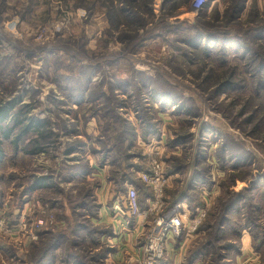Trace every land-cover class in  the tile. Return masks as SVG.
Returning a JSON list of instances; mask_svg holds the SVG:
<instances>
[{
  "label": "rangeland",
  "instance_id": "374dc122",
  "mask_svg": "<svg viewBox=\"0 0 264 264\" xmlns=\"http://www.w3.org/2000/svg\"><path fill=\"white\" fill-rule=\"evenodd\" d=\"M102 1L0 0V104H16L2 126L21 120L9 128L12 138L0 136V264H38L52 242L45 231L64 236L51 264H264V38L250 34L264 23V0H244L234 21L225 18L231 0L206 4L220 36L233 39L224 51L221 42L212 51L188 45L202 10L193 0H151L153 15L130 43L120 41L122 28L109 24ZM108 83L118 86L110 92ZM99 91L126 128L104 132L108 118L92 116L103 97L90 94ZM30 118L50 122L52 137L37 153V133L21 132ZM107 136L123 141L119 151L104 147ZM153 160L166 179L159 200L141 179ZM39 177L47 186L35 187ZM255 179L259 188L249 190ZM129 187L140 213L126 219ZM233 192L245 197L240 212L219 223ZM113 203L122 209L115 225L103 217H114ZM172 210L186 228L150 262L144 245ZM129 230L132 241L122 243Z\"/></svg>",
  "mask_w": 264,
  "mask_h": 264
},
{
  "label": "trees",
  "instance_id": "16d2710c",
  "mask_svg": "<svg viewBox=\"0 0 264 264\" xmlns=\"http://www.w3.org/2000/svg\"><path fill=\"white\" fill-rule=\"evenodd\" d=\"M119 6L120 8L117 10V8L115 7L114 4V0H103L102 4L103 5H108V12L107 15L109 16L108 21L110 25H114L115 27H117L118 25L121 26L122 30H119V35H120V41L122 42H132L133 39H135L138 36V31L136 32V30H138V28H145L146 24H147V20L148 18L151 19L152 15H153V11H152V7L150 8V1L151 0H119ZM207 7L204 6L202 7V10L198 13V16L196 18L197 22L192 26V28L194 29V34L191 37V39L187 40L188 45L194 46L195 48H199L202 51L211 49L214 50L213 45H217L219 42H221V47L224 51V46H228V45H233L234 43L228 41V40H233L231 38H227V37H221L220 35V28L215 24L212 23L210 21V19H207V14L205 13V8ZM79 8V7H78ZM93 8V5H91V9ZM244 8V0H231L230 6L228 8L227 13L225 14V18L231 21H234L237 17L239 12H241ZM90 9V8H88ZM117 10V11H116ZM115 12H118V20L115 18ZM213 15H215V17H218V13L217 10L214 8L213 9ZM257 16V15H256ZM121 18V19H120ZM120 19V20H119ZM251 19V18H250ZM230 21V22H231ZM252 21V19H251ZM261 22H264V19L259 20ZM259 21H252V22H259ZM160 24V23H157ZM164 25H161L163 27H166V23H163ZM209 25L210 30L206 31L204 30V26L205 25ZM110 27V26H109ZM154 28V27H153ZM252 33H250L253 37V40H260L262 38H264V23H260V24H255L252 27ZM204 41V42H203ZM202 43H206L208 45L206 46H202ZM249 50V49H248ZM95 54V53H94ZM259 68L260 69H264V61H261L259 64ZM95 72V71H94ZM145 82L142 81L143 85L146 86L150 85L152 83V81H149L147 79V76L144 77ZM97 87H101L103 85V83L101 81H99L97 84ZM118 85L116 84H112V83H108L107 88L110 90V92H112L114 89L117 88ZM88 90V89H86ZM85 91H83V89H78L77 93H76V97H83ZM154 93L157 94L158 91L154 90ZM92 93L90 94V97H103L102 102L98 103L99 109H96L95 111L92 112V116H96L98 118H102V116H105V118H108L107 121V127L105 128L104 132H108L110 129H113L114 132H117L119 127H123L126 128V123L123 122V126L120 125V117H118V112H117V107L115 108L112 100L104 97V94L102 93V91H99V93L97 95H92ZM91 99L89 101H96V100H100V99ZM160 99H162L160 97ZM171 100V99H170ZM171 102V101H169ZM15 102L13 101H9L7 103H3L0 104V136H3L4 138H12V133H11V127H13V123L19 125L20 121L18 117H16V119L12 120L10 125L7 126H2V122L6 121L7 118L10 117V115L14 116L15 112H14V107H15ZM99 111V112H98ZM102 111V113H100ZM100 113V114H99ZM28 123H25L23 129H22V135H26L29 134L31 132L37 133V137L35 135L34 138L30 139L32 140L33 143V148L31 150V153H37L38 151H42L44 150V146L42 144H44L43 142H45L48 139H51L52 137V133H51V129L49 130L47 127L48 123L50 125V122L42 120V119H33L30 118L28 120ZM116 123V126L113 123ZM149 124L146 125L145 129H149ZM47 127V128H46ZM20 132V131H19ZM18 132V133H19ZM125 132V129H124ZM152 132V131H151ZM16 134V136L13 137V143H18L21 138L22 135ZM145 135V132H143ZM156 132L150 133L151 134H155ZM106 135V133H105ZM104 135V136H105ZM114 137V138H113ZM107 138L109 140H111L108 144H104V147H107L109 149L107 150H114L117 149L119 151V149H121L122 145L119 144H123L121 143L122 140H120V142L118 143V137L117 136H107ZM51 141V140H50ZM123 142V141H122ZM2 139L0 138V158H1V154H2ZM35 145V146H34ZM123 149V148H122ZM228 151L224 150V153H227ZM232 156V155H230ZM234 158V157H233ZM125 179L122 180V182H124ZM254 182V181H253ZM251 182L250 185H252L253 187L250 188L249 190H254L255 188H259L258 184L261 182L260 180H256L255 179V183ZM36 186H47L46 183L44 182V178L39 177L35 180V187ZM232 199H230L224 206V210H221V216L219 218V220H217L219 223L223 220L225 221V219H227V214L232 213L231 210H235L240 212V210L237 208V204L238 202L243 201V199L245 198L243 196V194H237L234 193L231 195ZM235 206V207H234ZM254 207H252V213H254ZM255 215V214H254ZM223 217V219H222ZM222 219V220H221ZM256 221V217L254 216L253 218H251L250 221H248L247 225H245V228H248L251 230L253 224H255ZM222 221V222H223ZM218 224V223H217ZM262 227V226H261ZM253 230V234H256V232ZM53 232L50 231H45L43 233L42 236H46V240H48L46 243H49V241L51 240L52 242H50L49 244H47L44 249L41 250V252L39 253L36 261L38 260V264L39 263H43V264H51L54 261V254L51 253L52 250H55L57 248L60 247L61 245V240L62 238H64V236L62 235V233H56L55 236H53L52 234ZM260 240H264V238H260ZM258 247V246H257ZM261 250V247H258ZM104 254V253H102Z\"/></svg>",
  "mask_w": 264,
  "mask_h": 264
},
{
  "label": "built area",
  "instance_id": "2783aa9c",
  "mask_svg": "<svg viewBox=\"0 0 264 264\" xmlns=\"http://www.w3.org/2000/svg\"><path fill=\"white\" fill-rule=\"evenodd\" d=\"M211 0H193V7L196 10L204 7ZM141 179L145 185H147L155 197V200H159L163 191L166 179L163 175L162 164L153 160L151 167L142 173ZM126 213L129 216L138 215L139 212V202L137 199V191L134 187H129L126 192L125 199ZM205 210L199 209L195 216L190 220L191 228L194 229L195 226L201 221L205 216ZM186 228L185 221L182 214L172 210L164 216L157 219L155 226L152 228L153 234L148 238L144 245V251L150 262H153L161 256L163 244L166 243L170 238H176L183 234Z\"/></svg>",
  "mask_w": 264,
  "mask_h": 264
},
{
  "label": "crops",
  "instance_id": "0c3cea01",
  "mask_svg": "<svg viewBox=\"0 0 264 264\" xmlns=\"http://www.w3.org/2000/svg\"><path fill=\"white\" fill-rule=\"evenodd\" d=\"M113 210H114V212H115V215H114V217H108V215H110L109 213H108V211H104V213H103V217L105 218L104 220H113V224L115 225V221H117L116 220V217H117V215H119V213L120 212H122V209H121V206L120 205H118V204H114L113 203ZM126 208H124V211H123V216L126 218V219H130L131 218V216H129L127 213H126V210H125ZM118 222H120L119 220H118ZM119 224V223H118ZM118 224H116V225H118ZM133 231L134 230H129V234L126 236V237H124L123 238V241H122V243H125V242H131L132 241V238H133V236L131 235L132 233H133ZM121 242V241H120ZM117 254H121V251L120 252H117Z\"/></svg>",
  "mask_w": 264,
  "mask_h": 264
}]
</instances>
